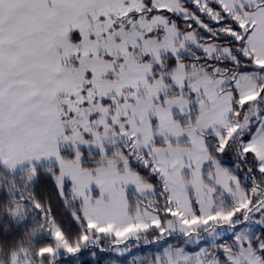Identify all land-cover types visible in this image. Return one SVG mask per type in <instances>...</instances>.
<instances>
[{
	"label": "snow or ice",
	"instance_id": "snow-or-ice-1",
	"mask_svg": "<svg viewBox=\"0 0 264 264\" xmlns=\"http://www.w3.org/2000/svg\"><path fill=\"white\" fill-rule=\"evenodd\" d=\"M0 264H264V0H0Z\"/></svg>",
	"mask_w": 264,
	"mask_h": 264
}]
</instances>
